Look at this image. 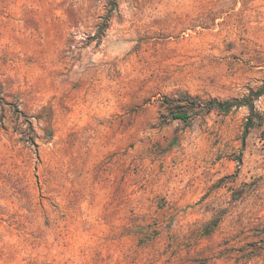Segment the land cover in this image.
<instances>
[{"label": "rangeland", "instance_id": "1", "mask_svg": "<svg viewBox=\"0 0 264 264\" xmlns=\"http://www.w3.org/2000/svg\"><path fill=\"white\" fill-rule=\"evenodd\" d=\"M263 82L264 0H0V264H264V95L197 105Z\"/></svg>", "mask_w": 264, "mask_h": 264}, {"label": "trees", "instance_id": "2", "mask_svg": "<svg viewBox=\"0 0 264 264\" xmlns=\"http://www.w3.org/2000/svg\"><path fill=\"white\" fill-rule=\"evenodd\" d=\"M264 95V82L260 87L255 90H252L251 94L242 98V99H229V100H219V99H209L207 101H200L193 97L192 95H186L182 98V102H185V106L173 107L171 115L175 119H180L183 121H188L191 116L190 110H196L195 103L200 106L201 111H210L213 108H218L222 112H229L234 107H240L246 105L250 109V116L248 117L247 125L252 126L253 117L258 116L256 115V107H255V100L260 96ZM173 103L174 100H171ZM260 118V117H258Z\"/></svg>", "mask_w": 264, "mask_h": 264}]
</instances>
